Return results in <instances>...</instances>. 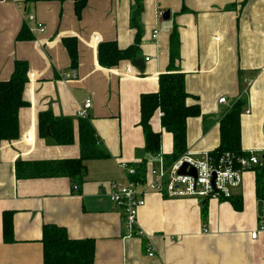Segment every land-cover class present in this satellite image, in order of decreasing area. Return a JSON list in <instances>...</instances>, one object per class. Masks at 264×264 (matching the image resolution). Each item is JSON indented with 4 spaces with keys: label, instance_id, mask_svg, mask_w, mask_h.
Listing matches in <instances>:
<instances>
[{
    "label": "crops",
    "instance_id": "0c3cea01",
    "mask_svg": "<svg viewBox=\"0 0 264 264\" xmlns=\"http://www.w3.org/2000/svg\"><path fill=\"white\" fill-rule=\"evenodd\" d=\"M131 5V0H89L77 16L73 1L0 0V81L11 78L17 61L27 65L19 134L0 141V264H44L47 224L64 227L71 238L92 239L91 264H264V203L256 195L255 165L229 186L231 195L241 196V209L218 197L169 196L148 186L155 163L141 125V95L158 92L161 75L170 72V36L176 29V66L185 76L187 103L201 109L187 120L186 154L201 158L216 149L223 116L243 99L242 149L264 158V0H143L137 52L104 66L101 43L126 49L135 42ZM168 9L170 18L164 20ZM23 26L29 39H18ZM65 39L75 40V66ZM86 99L91 100L86 118L108 155L86 159L79 184L65 176L19 178V160L81 157L77 112ZM43 113L71 118L73 140L59 143L50 125L43 132ZM160 118L157 110L150 124L161 132V152L168 153L173 137ZM122 162L145 167L136 180L144 191L138 212L143 236H128L121 207L109 196L115 184L127 181ZM6 212L10 241L5 240Z\"/></svg>",
    "mask_w": 264,
    "mask_h": 264
},
{
    "label": "trees",
    "instance_id": "16d2710c",
    "mask_svg": "<svg viewBox=\"0 0 264 264\" xmlns=\"http://www.w3.org/2000/svg\"><path fill=\"white\" fill-rule=\"evenodd\" d=\"M47 1H73L77 16H80L89 0H25L26 5ZM130 20L131 26L137 30L133 45L120 49L116 42H104L99 46V60L104 66H113L120 60L134 57L140 44L144 31L141 15L143 0H131ZM31 37L27 26H23L18 39ZM74 39H65L67 49L71 55L72 63L77 62ZM179 59V38L176 29L170 36V72L161 75L160 89L154 93L141 95V125L145 134L146 150L156 155L161 152V132L153 131L151 118L157 110L161 112V126L163 130L172 134L173 147L168 153H163L166 167L172 165L187 152V120L189 117L201 114L200 106L189 105V93L185 87V76L178 71L176 61ZM27 81V65L17 61L14 72L9 80L0 81V141L14 139L19 134V110L26 102L23 100V91ZM244 100H239L223 116L220 122V145L209 154L214 164L218 165L223 158L229 159L234 168H240L239 158L249 157L242 149L240 115ZM80 143L81 157L78 159L23 161L16 163V175L19 178L38 177H69L76 184L81 183L85 173V160L96 157H106L108 153L95 139L93 129L88 118L80 117ZM51 127L52 135L61 144L73 140V124L71 118H55L49 113L40 117L41 130L45 132L47 126ZM228 155V156H227ZM254 167L256 173V195L264 203V158ZM135 180L145 174L144 168H137ZM166 179L164 183H166ZM208 199V198H204ZM229 200L236 209L243 206L239 195L222 196ZM207 207L203 205L202 215L206 216ZM5 240H11V215L4 214ZM44 264H91L95 258V243L92 239L71 238L64 227L56 224H47L43 227Z\"/></svg>",
    "mask_w": 264,
    "mask_h": 264
},
{
    "label": "built area",
    "instance_id": "2783aa9c",
    "mask_svg": "<svg viewBox=\"0 0 264 264\" xmlns=\"http://www.w3.org/2000/svg\"><path fill=\"white\" fill-rule=\"evenodd\" d=\"M157 32H154L156 37ZM222 102L225 98L221 99ZM91 107V100L86 99L82 108L77 112L79 117H87V112ZM228 156V155H227ZM155 163L151 170L155 177L148 186L157 191L167 193L172 197H200L211 198L231 195L229 186L236 185L239 181L240 172L260 163L257 155L239 158L240 168H234L229 159L223 158L218 165L214 164L209 153L201 158H194L188 154L182 155L169 167L165 166L163 153L152 155ZM184 162L194 166L197 170V178L190 175H180L178 170ZM127 181L124 184H115L109 193L110 199L116 206L121 207L123 220L128 236H143V231L138 227V212L140 207L145 204L143 197L144 191L137 188V182L134 177L137 175V167L131 166L126 162L120 164ZM215 174V180L213 182ZM167 180L164 183V180ZM76 188V187H75ZM253 238L257 237V232L251 234ZM148 256L154 255L152 245L147 243L145 246Z\"/></svg>",
    "mask_w": 264,
    "mask_h": 264
},
{
    "label": "water",
    "instance_id": "95a60500",
    "mask_svg": "<svg viewBox=\"0 0 264 264\" xmlns=\"http://www.w3.org/2000/svg\"><path fill=\"white\" fill-rule=\"evenodd\" d=\"M170 18V10H166L163 13V19L164 20H168ZM141 63L143 61H141V59H135L133 61V63ZM49 129V127H48ZM178 174L180 175H190V176H194L195 178H197V170L194 166H190L188 162H184L183 165L180 167V169L178 170ZM215 180V174H214V178H213V182Z\"/></svg>",
    "mask_w": 264,
    "mask_h": 264
}]
</instances>
